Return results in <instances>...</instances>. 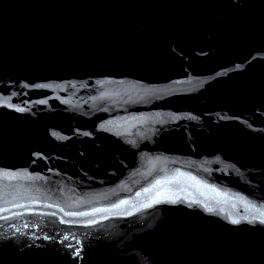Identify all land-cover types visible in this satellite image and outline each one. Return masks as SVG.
<instances>
[{
    "label": "water",
    "instance_id": "95a60500",
    "mask_svg": "<svg viewBox=\"0 0 264 264\" xmlns=\"http://www.w3.org/2000/svg\"><path fill=\"white\" fill-rule=\"evenodd\" d=\"M0 264H264V0H0Z\"/></svg>",
    "mask_w": 264,
    "mask_h": 264
},
{
    "label": "snow or ice",
    "instance_id": "6c2138e0",
    "mask_svg": "<svg viewBox=\"0 0 264 264\" xmlns=\"http://www.w3.org/2000/svg\"><path fill=\"white\" fill-rule=\"evenodd\" d=\"M234 223H236V221H233Z\"/></svg>",
    "mask_w": 264,
    "mask_h": 264
}]
</instances>
